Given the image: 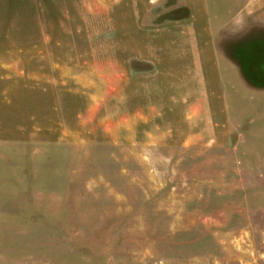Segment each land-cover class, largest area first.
Wrapping results in <instances>:
<instances>
[{
	"label": "rangeland",
	"instance_id": "374dc122",
	"mask_svg": "<svg viewBox=\"0 0 264 264\" xmlns=\"http://www.w3.org/2000/svg\"><path fill=\"white\" fill-rule=\"evenodd\" d=\"M196 1L207 105L147 98L187 0H0V264H264V0Z\"/></svg>",
	"mask_w": 264,
	"mask_h": 264
},
{
	"label": "crops",
	"instance_id": "0c3cea01",
	"mask_svg": "<svg viewBox=\"0 0 264 264\" xmlns=\"http://www.w3.org/2000/svg\"><path fill=\"white\" fill-rule=\"evenodd\" d=\"M198 2L187 0L186 4L193 13L189 19L181 23L184 32L174 33L180 36L179 39L184 40L183 46L173 45L170 49L165 47L158 49L156 58L158 71L156 76L148 80L146 87L150 93H147V98L152 96L153 88L152 92L158 97L157 101L162 97L161 101L167 104L219 103V57L212 48L210 33L205 31L203 25L205 21L202 19L201 10L198 11ZM147 55L151 56L152 53L148 51ZM171 89L174 91L173 95ZM196 118L185 115L183 120L187 122L185 125L190 126L191 121Z\"/></svg>",
	"mask_w": 264,
	"mask_h": 264
}]
</instances>
